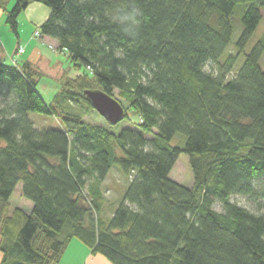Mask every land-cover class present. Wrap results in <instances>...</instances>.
Segmentation results:
<instances>
[{"label":"trees","instance_id":"1","mask_svg":"<svg viewBox=\"0 0 264 264\" xmlns=\"http://www.w3.org/2000/svg\"><path fill=\"white\" fill-rule=\"evenodd\" d=\"M32 2L50 8L40 39L85 70H65L46 103L42 70L0 62V264H60L73 238L113 264H264V215L230 200L264 204V32L245 53L264 0H0L16 35ZM90 89L118 96L132 127L89 122ZM30 113L60 124L38 129ZM181 153L191 187L170 177ZM113 166L131 181L107 220ZM20 183L29 212L10 203Z\"/></svg>","mask_w":264,"mask_h":264},{"label":"rangeland","instance_id":"2","mask_svg":"<svg viewBox=\"0 0 264 264\" xmlns=\"http://www.w3.org/2000/svg\"><path fill=\"white\" fill-rule=\"evenodd\" d=\"M16 2L17 0H9L8 8L12 9ZM33 5H39V6H33ZM29 7H32L33 9L32 12L28 13L26 10H24L18 17L19 35L21 39L26 40L24 38L25 35H27V38H29L32 36L33 32H35L34 34L35 37L37 39H40L39 37L36 36V31H35L38 24L32 23V18L34 17L40 18L44 16V12L42 9H45L46 11H50V8L41 2H32ZM240 28L241 27H239L236 30L232 43L224 51L223 58H226L229 53L235 51L234 41H236L240 35ZM263 32H264V21L261 22V24L258 26L256 32L254 33L252 39L250 40V42L248 43L245 49V53H248L252 49L256 41L263 34ZM19 35H16V33L8 26V24H6V15L5 13H3L2 18L0 19V62L7 65H13V63L16 62L18 63V61H16V57L20 61L28 57V54L31 51V46H33V44H31V46L28 48V52L25 54L18 53L17 51V54H20L21 56H15L13 58V62L11 58L8 57L7 53L4 52V47H3L4 42L7 44V48L9 50H12V52L16 49L19 40L18 39ZM56 47L57 44L55 41L52 40L46 41V46L43 47L41 51L43 52L44 55L41 57L42 61H39L40 63H38V60L36 58L35 62L37 65L34 64L44 73L43 76L40 78L38 84V90L42 94V97L44 98L46 103H51L54 99V96L60 90L61 87L60 78L65 70L69 71V75L71 77H75L80 72L85 70V69H82L80 71L77 70L73 66L74 64L70 59V57L68 56V54L57 50ZM245 53H243L240 56V60L238 62L239 66L242 64L244 60ZM261 65L264 68V55L261 59ZM206 69L217 70L218 66L216 63L213 62V63H209L206 66ZM117 98L119 97L117 96ZM5 99L7 100V98L4 95L0 94V106L4 105ZM125 106H127V104ZM29 116L38 129H44L47 127H58L60 124L57 119L53 117H46L42 114L30 113ZM135 116L136 115L132 114V117ZM86 119L93 124L108 127L107 121L100 113H98V111H93L91 114L86 116ZM124 126L132 127V124L126 123L124 120H122L117 124L116 130L119 131ZM181 138H182V134L177 133L172 143L174 145L178 144V142H181L182 140ZM170 177L173 180L183 185L189 187L192 186L193 175L189 165V156L186 153H181L174 168L170 173ZM130 181L131 178L125 176L117 166H113L111 168L106 179L102 184V191L104 195L102 200L104 202L103 210H102L103 218L109 220L113 212L120 206L123 200L125 190L127 189ZM256 184L257 187L264 188V177L258 179L256 181ZM94 186H96V181L94 178H92L90 179L86 189L88 190V188H93ZM21 187L22 184L20 183L17 189L15 190V192L13 193V195L11 196L10 203L12 204L13 207L19 206L29 212L31 211L32 202L22 196ZM88 196L89 198H92L90 194H88ZM230 200L232 202L237 203L240 206H243L251 210L256 214L264 215V204L261 197L253 198L248 195L234 193L231 195ZM214 208L218 211H223L224 209L223 204L220 202H215ZM0 255H2L1 251H0ZM60 264H113V263L102 254H94L91 248L88 245H86L80 238H73Z\"/></svg>","mask_w":264,"mask_h":264},{"label":"crops","instance_id":"3","mask_svg":"<svg viewBox=\"0 0 264 264\" xmlns=\"http://www.w3.org/2000/svg\"><path fill=\"white\" fill-rule=\"evenodd\" d=\"M31 5V4H30ZM29 5V6H30ZM28 6V7H29ZM33 6H39V5H33ZM27 7V8H28ZM25 9L28 13H30V12H32L33 11V9H32V7H29L28 9ZM39 8H41V7H39ZM43 10V12H44V16H42V17H40V18H32V23H36V24H38V26L40 25V24H42L47 18H48V16H49V14H50V11H46L45 9H42ZM3 11L2 10H0V19L2 18V16H3ZM38 26H37V28H36V30L35 31H37L38 30ZM19 28V27H18ZM35 32H33V34H32V36L31 37H29V38H27V35H25L24 36V38L27 40H23V39H21V37H20V35H19V40H18V44H17V47H16V49L12 52V50H9L8 48H7V44L4 42V44H3V47H4V52L5 53H7V55H8V57L9 58H11V60H12V62H13V58L15 57V56H21L20 54H17V50H18V48H19V46H23L24 48H25V51H24V53H22V54H25V53H27L28 52V48L31 46V44H33V46H31V51L29 52V54H28V57L26 58V59H22V61H20L19 59H17V57H16V61H18V63L19 64H23V63H25V62H29V63H32L33 65L35 64V65H37L36 64V58H37V60H38V63H40L39 61H42L41 60V57L42 56H44L43 55V52H41L42 51V48L43 47H45L46 46V41H55L54 39H52V38H49V37H43L42 39H37L36 37H35ZM29 39V40H28ZM56 42V41H55ZM25 43V44H24ZM9 51V52H8ZM34 65V66H35ZM1 258H2V255H0V261H1Z\"/></svg>","mask_w":264,"mask_h":264},{"label":"water","instance_id":"4","mask_svg":"<svg viewBox=\"0 0 264 264\" xmlns=\"http://www.w3.org/2000/svg\"><path fill=\"white\" fill-rule=\"evenodd\" d=\"M85 94L94 109L111 125H116L125 118V107L116 97L99 89L86 90Z\"/></svg>","mask_w":264,"mask_h":264},{"label":"built area","instance_id":"5","mask_svg":"<svg viewBox=\"0 0 264 264\" xmlns=\"http://www.w3.org/2000/svg\"><path fill=\"white\" fill-rule=\"evenodd\" d=\"M36 36L37 37H39V38H41L40 36H41V34H40V31H36ZM24 52V48L23 47H20L19 49H18V53H23Z\"/></svg>","mask_w":264,"mask_h":264}]
</instances>
